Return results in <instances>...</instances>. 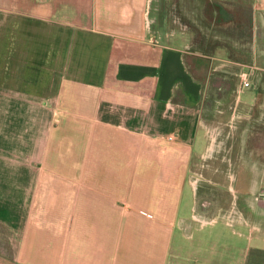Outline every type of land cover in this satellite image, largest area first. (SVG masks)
Returning <instances> with one entry per match:
<instances>
[{
  "label": "crops",
  "instance_id": "1",
  "mask_svg": "<svg viewBox=\"0 0 264 264\" xmlns=\"http://www.w3.org/2000/svg\"><path fill=\"white\" fill-rule=\"evenodd\" d=\"M186 2L191 11V0H0V226L12 264H264V166L243 206L217 204L224 190L186 175L210 160L227 168L250 127L234 108L217 122L210 101H238L241 90L222 88L245 66L262 68L248 77L264 94V0H248L249 64L218 30L233 7L222 5L226 20L194 2L216 24L196 38Z\"/></svg>",
  "mask_w": 264,
  "mask_h": 264
},
{
  "label": "rangeland",
  "instance_id": "2",
  "mask_svg": "<svg viewBox=\"0 0 264 264\" xmlns=\"http://www.w3.org/2000/svg\"><path fill=\"white\" fill-rule=\"evenodd\" d=\"M193 2L192 4V10L189 11L187 8V5H189L188 2H186V8L184 7V4L181 3L182 7V14L184 16H189V18L185 19L186 23L188 26L191 27L193 30V34L195 37H199L202 33L201 30L203 31H208L210 34L211 32H216V24L213 23L212 25L210 24V21L208 18H203L202 15H200V4L199 3H194L199 0H191ZM225 1V0H223ZM230 2H222V0H207V5L206 9L208 11V15L213 14V10L216 9L217 12L215 14H222L225 19L229 18L230 15L229 13L222 9V5H226L230 7H233L231 12L233 13L234 17L232 20L228 22V20L224 23V29L222 27H218V30L223 31V39L225 41V44L227 43H232L228 46H232L235 51H231L230 55L236 59H239L243 61L246 64H249V55H248V40H249V35H250V30L248 31L247 25H248V12H249V2L248 0H229ZM239 7V10L236 8ZM183 20V19H182ZM183 20V21H185ZM228 22V26L226 25ZM233 23V24H231ZM204 28V29H203ZM207 28V29H206ZM201 62L200 64H202ZM238 68L231 70L228 74L230 75V78H228L225 75V83L224 91H229V90H236L237 91V86L240 80V73L241 72H246L247 75L249 74L248 72L251 71L253 72L256 71L255 73H262V68L259 66L255 68L251 67H246L245 70L244 68H241L239 72L237 73ZM254 73V72H253ZM249 79V77H248ZM259 80V79H258ZM261 80V79H260ZM257 81V80H256ZM253 82H249V85L243 86L241 89V92L239 94L240 99L236 101L234 98L230 96H225L222 98H218L217 100H211L210 103H212L211 107H216L218 106V110H214L216 114V121L218 122H226L229 123L230 117H231V111L234 108V122L239 121L240 123L245 122V124H249L250 127L245 130L244 134V139L238 144L234 145L233 151H231V154L228 153L230 156V162L228 164V167L221 168L219 169L220 166H222L219 161L215 160H210L212 164H208V168H204L203 171L202 169H197L195 168V164L190 165V169L187 170L186 175L188 176V181L190 183L194 184H202L200 186H203L206 189H209L211 192H218L220 190H224V198H219L218 203H234L239 206L244 205V201L246 199V196L251 195L249 198L251 200H255V197L258 196V194H250V188H249V182H250V177L251 174L254 170L258 169H263L264 166V94H257L255 95V92L253 91ZM257 90L262 91L264 90V83L261 81L258 82ZM227 93V92H225ZM237 94V92H236ZM210 107V106H209ZM214 109V108H213ZM202 147V143L197 139V142L194 144V148L196 150H200ZM230 148V147H229ZM226 149V148H225ZM210 151V149L208 150ZM207 153L209 154V152ZM230 151V149H229ZM205 163V162H204ZM225 169V170H224ZM217 170H224L225 172L220 174H215ZM198 179H195L192 177V175H196ZM215 174V175H214ZM214 175L215 178H218L217 183H213L210 179H212V176ZM204 177L206 179H204ZM193 178V179H192ZM207 180V181H205ZM209 180V181H208ZM194 184V185H196ZM262 192L264 190H261ZM191 192L190 185L188 183H185L184 189H183V199L182 203L184 205L187 202V199L189 200V194ZM249 192V194H248ZM187 199H186V198ZM5 196L0 195V203L3 202ZM185 198V199H184ZM184 201V202H183ZM186 202V203H185ZM202 206L204 207H209L212 208V206L215 205L216 199H214V196L212 198L210 196H204L201 200ZM1 212L7 214L8 212L5 209H2ZM0 220H8L7 218H4L1 216ZM4 221H1L5 223ZM1 224V223H0ZM4 230H8V225H3ZM210 224L206 225V227L203 230H198L199 231H204L206 232L210 227ZM264 229V228H263ZM256 230H258L256 228ZM196 232V231H194ZM9 251V245L7 242V237L5 232H3L1 226H0V264H12L11 260H8L6 257L8 255Z\"/></svg>",
  "mask_w": 264,
  "mask_h": 264
},
{
  "label": "built area",
  "instance_id": "3",
  "mask_svg": "<svg viewBox=\"0 0 264 264\" xmlns=\"http://www.w3.org/2000/svg\"><path fill=\"white\" fill-rule=\"evenodd\" d=\"M247 85H249L248 75L246 72H241L239 85L237 86V91H240L243 86H247ZM168 137L169 139L177 140V136L175 134H171Z\"/></svg>",
  "mask_w": 264,
  "mask_h": 264
}]
</instances>
